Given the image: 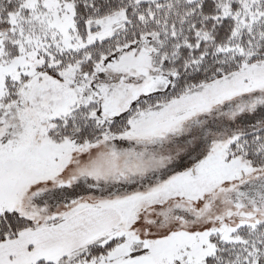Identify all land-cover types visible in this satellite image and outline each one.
<instances>
[{
  "label": "snow or ice",
  "instance_id": "6c2138e0",
  "mask_svg": "<svg viewBox=\"0 0 264 264\" xmlns=\"http://www.w3.org/2000/svg\"><path fill=\"white\" fill-rule=\"evenodd\" d=\"M0 264H264V0H0Z\"/></svg>",
  "mask_w": 264,
  "mask_h": 264
}]
</instances>
